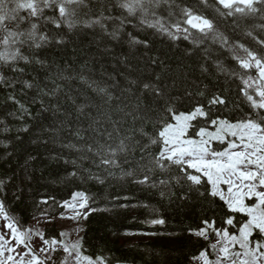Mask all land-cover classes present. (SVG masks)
<instances>
[{
    "label": "snow or ice",
    "instance_id": "snow-or-ice-1",
    "mask_svg": "<svg viewBox=\"0 0 264 264\" xmlns=\"http://www.w3.org/2000/svg\"><path fill=\"white\" fill-rule=\"evenodd\" d=\"M250 20L261 23L248 24ZM76 29L126 43L130 50H150L156 37H165L170 47L197 57L202 76L213 75L214 68L215 77L224 79L214 90L196 85L182 72V95L175 94V79L162 84L160 75L155 82L126 77L124 87L119 81L103 86L85 81L101 103L87 97L77 103L56 82L69 78L55 60L42 55L49 47L65 45L67 34ZM121 62L128 63V57ZM151 64L163 66L164 61L154 57ZM189 83L199 90L191 91ZM18 85L24 102L17 99ZM0 87L11 89L5 103L17 106L8 115L22 122L18 133L31 132L37 138L30 143H58L67 152L53 159L63 161L69 183L103 185L119 170V179L156 189L169 202L196 197L211 207L218 198L223 206L202 217V226L192 233L206 246L197 249L190 264H264V0H0ZM133 87L136 103L125 113L133 125L124 129L105 106L117 98L115 89L123 94ZM67 101L75 106V117L64 107ZM37 103L33 115L26 105ZM47 113L50 118L43 115ZM27 119L40 121L34 132ZM10 130L4 124L3 131ZM3 188L0 180V264H111L104 255H86L83 237L68 240L62 231L61 239L46 238L25 228L7 210ZM93 202L85 191H76L60 203L72 215L62 212L60 218L86 220L96 210ZM217 211L224 214L217 217ZM41 216L47 223L55 218L46 212ZM33 235L42 241L38 249Z\"/></svg>",
    "mask_w": 264,
    "mask_h": 264
},
{
    "label": "trees",
    "instance_id": "trees-1",
    "mask_svg": "<svg viewBox=\"0 0 264 264\" xmlns=\"http://www.w3.org/2000/svg\"><path fill=\"white\" fill-rule=\"evenodd\" d=\"M247 23L258 24L261 21L250 20ZM183 47L184 45H180L181 49ZM42 55H45L49 62L55 60L62 74L69 78L56 82L63 85L65 92L70 91L71 95L77 98V103L83 102L84 97L94 103H101L100 97L89 87L91 81H98L101 86L119 81L124 87L126 77L155 82L156 75H160L162 84H171L175 79L178 85L175 94L182 95V72H187L188 80L195 81L196 85L202 87L203 84H208L214 90L218 87V80L224 79L223 76L215 77L214 68L210 69L213 75L202 76L197 57H186L176 47H170L165 37H156L150 50H130L126 43L116 44L107 38H98V33L92 30L76 29L74 34H67L65 45L58 48L49 47ZM124 56L128 57V63L121 62ZM154 57L163 60V66L151 64V58ZM28 71L32 72V69L29 68ZM39 76L44 78V70L39 71ZM81 77H84V80ZM25 78L31 79V75ZM187 86L194 93L199 90L190 83ZM19 87L18 85L17 99L24 102V98L19 95ZM10 91L11 89L6 91L0 87V121L11 129L4 132V124H0V180L4 182L7 210L25 228L36 223L40 225V231L45 233L46 238L55 236L61 239V230L56 219L65 210L60 207V203L70 200L76 191H85L89 197L94 198L91 207L96 209L90 212L86 220L81 221L83 251L86 255H93L94 258L96 255H104L109 258L111 264H190L192 256L198 254L197 249L202 244L206 246L202 238H197L192 233L198 226H202V217L212 216L213 209L223 206L218 198L211 207L209 201L196 197L187 201L174 197L172 202H169L168 199H162L156 189L136 185L129 178L119 179V170H113L116 178L107 180L103 185H80L78 181L69 183L65 179L63 161L53 159L67 155L66 151L61 152L58 143L32 144L30 141L36 139V136L31 132L16 131L23 124L8 115L9 111H14L17 107L10 102L5 103ZM134 93H137L136 87L123 94L117 88L114 90V96L117 98L105 106V110L111 111L113 119L121 120L124 129L133 125L132 116L125 113L133 111L136 103ZM28 94L35 93L28 90ZM207 95L210 96L211 93ZM26 106L31 109L33 115L39 109L38 103ZM64 107L73 117L77 115L71 101L65 102ZM121 109L123 111H120ZM43 115L50 118L51 114ZM60 119L64 117L60 116ZM39 122L27 119V123L33 125V132ZM43 122L49 123L50 119H44ZM17 136L20 139H17ZM29 156L35 159L29 160ZM68 170H71L70 166ZM175 191L176 197L181 195L179 189ZM50 198H55V202ZM42 199H48V203L41 204ZM125 204L130 206H120ZM42 212L48 213L49 217H55L53 222H45V218L41 216ZM223 214L216 212L217 217ZM160 218L164 219V224L151 223L152 220ZM60 255L62 257L64 254L61 252Z\"/></svg>",
    "mask_w": 264,
    "mask_h": 264
},
{
    "label": "rangeland",
    "instance_id": "rangeland-1",
    "mask_svg": "<svg viewBox=\"0 0 264 264\" xmlns=\"http://www.w3.org/2000/svg\"><path fill=\"white\" fill-rule=\"evenodd\" d=\"M64 214L66 216L72 215L70 212H64ZM56 220H57V223L60 226L61 232L63 231V232H66L68 234L67 235V239L68 240L75 241L78 237H81V232H82L81 221H82V219H80L79 221L71 220V219H61L60 216H59ZM2 222L3 221L0 220V223H2ZM31 228L34 231L35 230H39L40 231V225H37L36 223H33ZM32 243H33V246L38 249L41 246L42 241L40 240L39 237L33 235L32 236ZM212 258H214V256ZM190 261H191V259H190Z\"/></svg>",
    "mask_w": 264,
    "mask_h": 264
}]
</instances>
